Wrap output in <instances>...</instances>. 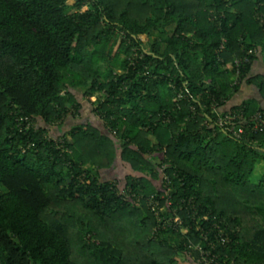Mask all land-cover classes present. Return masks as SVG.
<instances>
[{
	"label": "trees",
	"instance_id": "16d2710c",
	"mask_svg": "<svg viewBox=\"0 0 264 264\" xmlns=\"http://www.w3.org/2000/svg\"><path fill=\"white\" fill-rule=\"evenodd\" d=\"M256 48L264 0H0V264H187L216 224L222 260L264 264V129L213 121L243 80L264 96ZM76 91L104 131L51 134Z\"/></svg>",
	"mask_w": 264,
	"mask_h": 264
},
{
	"label": "built area",
	"instance_id": "2783aa9c",
	"mask_svg": "<svg viewBox=\"0 0 264 264\" xmlns=\"http://www.w3.org/2000/svg\"><path fill=\"white\" fill-rule=\"evenodd\" d=\"M254 53L258 54L259 48L250 49L245 56H243L242 58H237L235 60L238 67L237 75L240 74V67L242 65L251 62L250 54ZM238 82L239 80L236 81V83ZM213 110L215 112V119L213 120L214 123L224 130L230 132L235 137H241L246 133L247 130L260 131L264 129V111L258 110L251 115H246L242 110H224L223 107L219 108L216 105H213ZM25 120L27 121L26 127H30L32 125L30 119L26 118ZM68 150L70 149L65 148V151ZM164 179L168 180L167 176H165ZM161 197H164V195H162ZM166 203L170 204L168 199ZM196 214L197 209L195 208L191 215L194 218ZM174 221L177 223L175 226L176 229H179L178 225L183 224V219L179 215H175ZM196 228L200 231L201 241L193 243V241L190 240V246L196 252H198V255L194 256L189 253L188 257L190 258V260H188L187 262H189V264H227V259L222 260L220 254L218 253V246L227 244L231 239L225 235L224 229L221 228L220 224H216L208 228L197 225ZM180 229L182 232L187 233L190 228L181 226ZM229 262L230 264H234L233 260Z\"/></svg>",
	"mask_w": 264,
	"mask_h": 264
},
{
	"label": "crops",
	"instance_id": "0c3cea01",
	"mask_svg": "<svg viewBox=\"0 0 264 264\" xmlns=\"http://www.w3.org/2000/svg\"><path fill=\"white\" fill-rule=\"evenodd\" d=\"M257 55L258 57L252 65L249 76L264 74V55L260 48H259V53ZM244 81L245 80L242 81L240 88L233 94V96L229 98L227 104L223 108L224 110L231 109L235 105H240L247 99H257L260 106L264 108V96H262L258 87L253 84L245 83ZM77 94L82 104V109H81L82 115H77L75 117H72L71 119L67 118L65 122H63L60 126L56 124L48 126L51 134L58 133L59 131L60 133L62 132L65 133L76 124H86L89 122L95 124L96 126L98 125L101 131L102 132L104 131L101 125L98 123L99 119L95 117V115L91 111V107L89 106L90 103L83 97V95H81V93H77ZM260 168H262V172L264 173V161L260 162L257 171ZM111 171H112V176L113 175L121 176L120 168H118L117 166L113 168ZM109 175L111 176V174Z\"/></svg>",
	"mask_w": 264,
	"mask_h": 264
},
{
	"label": "rangeland",
	"instance_id": "374dc122",
	"mask_svg": "<svg viewBox=\"0 0 264 264\" xmlns=\"http://www.w3.org/2000/svg\"><path fill=\"white\" fill-rule=\"evenodd\" d=\"M87 8V6H84V8H83V10H85ZM79 93H81V91H78ZM96 99V96L95 97H91V100H95ZM112 168H109V169H107V170H103L102 171V173H103V175H106V173L109 175V174H111V176H112ZM120 171H121V173L120 174H122L123 175V177H125L127 174H130V166L127 164V167H123V168H120ZM262 168H260L258 171H257V173H255V176L253 177L254 178V180L255 181H258L260 178H261V176H262ZM264 174V173H263ZM110 176V175H109ZM121 178H122V176H121ZM123 179V178H122ZM180 260H183L185 263H186V259H184V258H180ZM187 264H189V262H187Z\"/></svg>",
	"mask_w": 264,
	"mask_h": 264
}]
</instances>
